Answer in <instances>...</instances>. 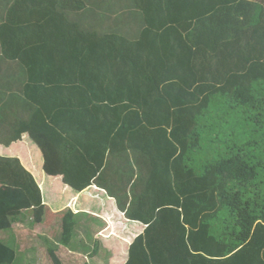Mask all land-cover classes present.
I'll return each instance as SVG.
<instances>
[{"label": "trees", "instance_id": "obj_1", "mask_svg": "<svg viewBox=\"0 0 264 264\" xmlns=\"http://www.w3.org/2000/svg\"><path fill=\"white\" fill-rule=\"evenodd\" d=\"M0 75V106L30 110L0 118V146L40 149L49 176L63 175L78 147L94 175L110 152L137 153L130 193L115 198L147 228L125 264H264L261 3L0 0ZM31 161L0 152V264L18 260L13 225L25 210L37 224L61 218L65 235L76 223L44 203Z\"/></svg>", "mask_w": 264, "mask_h": 264}, {"label": "crops", "instance_id": "obj_2", "mask_svg": "<svg viewBox=\"0 0 264 264\" xmlns=\"http://www.w3.org/2000/svg\"><path fill=\"white\" fill-rule=\"evenodd\" d=\"M200 1L203 4V1L208 0ZM238 1L261 3L264 6V0ZM129 4L131 7H127V10H132V13L137 12L130 2ZM122 12H126V10L123 9L119 14ZM128 16L126 14V19ZM18 87L19 84L11 83L9 92L19 95ZM2 88L5 89L4 87ZM8 96L14 97L10 93H8ZM13 102L15 107L11 105ZM19 105H21V102L12 100L9 106L6 107V111H9L12 115V118L6 116L7 122H13L16 118L17 120H22L28 117L30 110L27 109V105L23 107V110L22 107L19 108ZM3 108L0 106V118L2 119L4 118L1 115ZM71 118H74L73 121L81 119V117L77 118L76 116H71ZM0 132L3 133V130L1 129ZM78 148L80 156H74L73 161L71 159L66 163L67 169L64 174H60L59 177H51L44 171L45 160L40 149L35 148L33 145H17L14 152L13 147L5 149L0 146V152L3 150L6 154L17 153L24 158H31L32 174L42 187L44 203L52 213L57 214L58 212L71 210L73 215L77 216L72 232L70 235H65L64 223L61 218L57 217L52 224L44 226V224L34 223V210H25L20 219L13 225L18 234L17 244L19 247L18 260H16L15 264H54L49 257V252L51 251L61 264H89L90 258L99 257L91 255L95 249L99 251V255L102 258H104L102 251L105 252V250L121 252L123 255V257L119 255L121 262L117 261L125 264L130 246L137 237L144 234L147 226L142 222L130 220L126 213L120 210L115 198L117 194H120L122 188H127L130 193L132 187L125 186L127 172L130 173L131 171L128 165L132 159L134 160L137 153L134 155L132 151H128L125 160L121 161L119 157L112 155L110 152L106 156L102 167H98L99 165L96 163L93 164L97 170L94 175L92 169L90 171L87 170V163L81 160V156L83 154L86 155V150L81 147ZM86 161L89 162L88 158ZM119 166H126V169H119ZM134 168H136V165H134ZM36 170H38V173L35 172ZM65 177L66 182L63 181ZM88 183L89 185H87ZM75 186H87V188L80 191ZM111 190L116 194L111 195L113 197H110ZM129 205L130 201L127 206ZM20 232H22L21 237ZM23 233L27 236L29 234L33 235V237H30L25 243L22 238ZM88 248L92 249V251L89 252ZM39 250L41 255H37ZM105 256L110 258L113 255L110 252L105 254ZM101 262L100 260L99 264ZM90 264H93L92 261H90ZM104 264L107 263L105 262Z\"/></svg>", "mask_w": 264, "mask_h": 264}, {"label": "rangeland", "instance_id": "obj_3", "mask_svg": "<svg viewBox=\"0 0 264 264\" xmlns=\"http://www.w3.org/2000/svg\"><path fill=\"white\" fill-rule=\"evenodd\" d=\"M1 76V75H0ZM1 115L4 117V118H6V116H8V117H10V118H12V115L10 114V112L9 111H6V109L5 110H3V113H1ZM1 130V129H0ZM27 222H29L28 220H27ZM44 226H49V225H44ZM22 236V232H20V237ZM7 235H4L3 236V239L4 240H6L7 239ZM30 237H33V235H30L29 234V236H27V235H25L24 233H23V240H24V242L26 243V241H28L29 240V238ZM88 251L90 252V251H92V249L90 250V248H88ZM103 252V257L104 258H102L99 254H97L96 256H99V257H95V258H90L89 259V264H90V261H92V263L93 264H99V261L101 260L102 262H103V264L106 262L105 260H106V256H105V254H104V251H102ZM41 253V251L39 250V252H37V255H41L40 254ZM92 254V253H91ZM109 256V255H108ZM109 258V257H108ZM88 260V259H87ZM32 262V261H31ZM101 262V263H102ZM100 263V264H101Z\"/></svg>", "mask_w": 264, "mask_h": 264}]
</instances>
